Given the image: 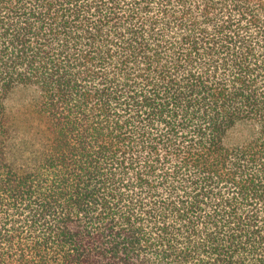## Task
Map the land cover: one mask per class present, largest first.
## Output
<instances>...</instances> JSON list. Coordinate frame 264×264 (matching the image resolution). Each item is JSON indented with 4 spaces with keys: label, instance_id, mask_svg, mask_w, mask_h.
Returning a JSON list of instances; mask_svg holds the SVG:
<instances>
[{
    "label": "trees",
    "instance_id": "obj_1",
    "mask_svg": "<svg viewBox=\"0 0 264 264\" xmlns=\"http://www.w3.org/2000/svg\"><path fill=\"white\" fill-rule=\"evenodd\" d=\"M0 264H264V0H0Z\"/></svg>",
    "mask_w": 264,
    "mask_h": 264
},
{
    "label": "rangeland",
    "instance_id": "obj_2",
    "mask_svg": "<svg viewBox=\"0 0 264 264\" xmlns=\"http://www.w3.org/2000/svg\"><path fill=\"white\" fill-rule=\"evenodd\" d=\"M35 94L31 89L28 88H17L15 89L7 99V106L10 109L15 110L21 105L34 99ZM247 134V129L244 126L237 125L233 128L226 137L227 144H237L240 143L245 135Z\"/></svg>",
    "mask_w": 264,
    "mask_h": 264
}]
</instances>
